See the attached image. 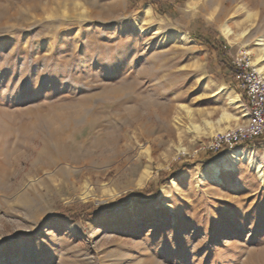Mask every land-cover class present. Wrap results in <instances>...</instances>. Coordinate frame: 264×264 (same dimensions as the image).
<instances>
[{"label":"rangeland","instance_id":"rangeland-1","mask_svg":"<svg viewBox=\"0 0 264 264\" xmlns=\"http://www.w3.org/2000/svg\"><path fill=\"white\" fill-rule=\"evenodd\" d=\"M192 33L254 66L264 0H0V264H264V144L205 151L247 116Z\"/></svg>","mask_w":264,"mask_h":264},{"label":"built area","instance_id":"built-area-1","mask_svg":"<svg viewBox=\"0 0 264 264\" xmlns=\"http://www.w3.org/2000/svg\"><path fill=\"white\" fill-rule=\"evenodd\" d=\"M247 52L230 57L233 80L240 90L247 121L238 129H230L211 139L205 151L226 150L243 143L264 144V75L251 65Z\"/></svg>","mask_w":264,"mask_h":264},{"label":"trees","instance_id":"trees-1","mask_svg":"<svg viewBox=\"0 0 264 264\" xmlns=\"http://www.w3.org/2000/svg\"><path fill=\"white\" fill-rule=\"evenodd\" d=\"M191 36L198 40L199 42L205 44V45H210L214 50H216L219 55L223 58H225L226 60H229L226 55H225V50H226V45L224 44V42L222 41H218L215 40L214 38H212L211 36H207L201 33H192ZM230 62V61H229ZM228 62V63H229ZM250 145L249 143H243L241 145L238 146H248ZM212 152L207 151V154H211ZM184 166H182L181 168H184ZM146 190H137L135 192H133L132 194H130L129 196H142L143 194H145ZM105 209V206H101L99 209H95V207H92L91 209H89L88 211H81V215L86 216V215H93V216H97L101 213V211H103ZM72 219H76V213L69 215Z\"/></svg>","mask_w":264,"mask_h":264},{"label":"bare ground","instance_id":"bare-ground-1","mask_svg":"<svg viewBox=\"0 0 264 264\" xmlns=\"http://www.w3.org/2000/svg\"><path fill=\"white\" fill-rule=\"evenodd\" d=\"M224 33H225V35H226V37L227 38H229V37H231V35H232V32H231V30L230 29H228V28H225L224 29ZM261 46H264V44H261ZM263 52H264V48H263ZM263 57H264V53H263V56L262 57H258L257 59H256V62L254 63V66H256L257 67V71L259 72V73H261L262 75H264V69H263V67L261 66V62L262 61H264V59H263ZM251 65L253 66V64L251 63ZM255 67V68H256ZM232 102H234V101H232ZM236 102H238V101H236ZM225 116V115H224ZM228 119V118H227ZM241 127V125H239V126H236V127H234V128H231V130L232 129H238V128H240ZM221 134H225V132H223V133H221ZM232 154V153H231ZM240 154V152H235V155H236V157H237V155H239ZM217 170V169H216ZM218 171V170H217ZM216 171V172H217ZM149 170L147 169L144 173H143V175H142V179H141V181H143V180H145V179H147L148 178V175H149ZM257 174H258V176L259 177H263L262 176V173H261V171L260 170H258L257 171Z\"/></svg>","mask_w":264,"mask_h":264},{"label":"crops","instance_id":"crops-1","mask_svg":"<svg viewBox=\"0 0 264 264\" xmlns=\"http://www.w3.org/2000/svg\"><path fill=\"white\" fill-rule=\"evenodd\" d=\"M230 61V60H229ZM229 61H227V63L229 62ZM228 66H229V69H230V75H231V80H232V82L235 84V82H234V80H233V70H232V65H231V62H229L228 63ZM239 96H241L242 98H243V96H242V94H240ZM243 106H244V99H243V104H242Z\"/></svg>","mask_w":264,"mask_h":264}]
</instances>
